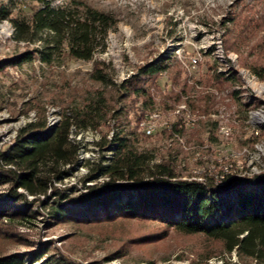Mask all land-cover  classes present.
I'll list each match as a JSON object with an SVG mask.
<instances>
[{
	"label": "rangeland",
	"instance_id": "1",
	"mask_svg": "<svg viewBox=\"0 0 264 264\" xmlns=\"http://www.w3.org/2000/svg\"><path fill=\"white\" fill-rule=\"evenodd\" d=\"M52 5L95 8L110 13L115 23L104 49L90 60L61 46L52 51L51 64L35 56L0 69V151L26 122L43 114L47 126L53 115L61 119L64 109L102 88L90 78L94 65L117 85L139 66L159 62L166 68L138 83L145 96L104 87L113 98L95 143L113 131L114 111L116 124L139 135V149L153 151V161H171L183 179L206 182L213 176L221 185L220 178L234 167L248 173L264 169V77L253 69L264 72V0H53ZM2 6L8 17L0 20V61L53 39L43 30L33 42L16 41L10 18L27 19L38 5L0 0ZM142 121L152 125L151 134L144 133ZM97 148L92 162L74 166L53 187L69 198L79 195L93 182L83 181L90 168L110 149ZM7 188L0 185L5 205L11 202ZM50 190L35 201L25 193L27 205L37 209L35 217L15 223L0 218V256L17 254L23 264H253L223 252L216 240L183 234L159 220L54 219L50 204L57 198ZM37 251L42 256L33 260Z\"/></svg>",
	"mask_w": 264,
	"mask_h": 264
},
{
	"label": "trees",
	"instance_id": "2",
	"mask_svg": "<svg viewBox=\"0 0 264 264\" xmlns=\"http://www.w3.org/2000/svg\"><path fill=\"white\" fill-rule=\"evenodd\" d=\"M30 1L38 6L29 18H10L13 38L18 42H33L36 33L45 30L53 39L43 48L23 50L1 60L0 69L32 61L35 56L51 64L52 51L61 46H65L71 56L82 60H90L96 50L104 49L107 32L115 23L110 13L91 7L71 10L52 5L53 0ZM7 17L6 7H0V20ZM165 68L166 65L159 62L141 65L136 74L116 85L107 72L94 65L90 78L102 88H96L93 95L64 109L60 121L49 132L44 131L43 114L20 127L9 146L0 151V185L8 186L6 193L11 198L6 205L0 203V218L15 223L35 217L37 209L27 205L25 193L34 195L35 201L39 195L46 196L51 188L49 195L57 198L50 204L49 213L54 219L85 222L139 217L159 220L183 234H201L216 240L223 252L235 253L244 262L264 264V169L248 173L234 167L227 175L221 174L222 185H216L213 176L206 182L183 179L171 161H153V151L139 149V135L116 124L114 111L110 115L114 117L111 137L104 134L97 141L99 149L109 147L113 154L108 163L96 161L90 168L83 181L93 182L84 184V190L72 198L64 189L53 187L54 181L60 180L78 163V145L68 138L70 127L98 131L106 124L109 100L113 97H107L104 87L113 85L117 93L131 91L145 96L146 91L138 83L143 76L155 75ZM253 69L260 78L264 77L263 69L260 71L255 66ZM99 177L104 179L97 181ZM18 188L23 191H17ZM41 256V251H37L33 260ZM23 262V257L17 254L0 256V264Z\"/></svg>",
	"mask_w": 264,
	"mask_h": 264
},
{
	"label": "bare ground",
	"instance_id": "3",
	"mask_svg": "<svg viewBox=\"0 0 264 264\" xmlns=\"http://www.w3.org/2000/svg\"><path fill=\"white\" fill-rule=\"evenodd\" d=\"M257 116V115H256ZM60 120L59 116H54L49 118L47 121L45 132H49ZM263 120V119H262ZM141 126L144 130L145 134H148V129L144 128L145 122L142 121ZM148 126H152L147 124ZM153 130V127H152ZM112 131H110L108 137L111 136ZM97 130H93L90 128L82 129L76 128L74 125L70 127L68 138L78 145V153H77V165L80 169L83 168V165L87 164L88 162H92L95 158L94 151L97 150V142L95 143ZM95 139V140H94ZM113 152L108 149L107 154L105 155L102 163H108ZM221 179V178H220Z\"/></svg>",
	"mask_w": 264,
	"mask_h": 264
},
{
	"label": "built area",
	"instance_id": "4",
	"mask_svg": "<svg viewBox=\"0 0 264 264\" xmlns=\"http://www.w3.org/2000/svg\"><path fill=\"white\" fill-rule=\"evenodd\" d=\"M193 62H195V59H193ZM144 128L148 129V134L152 133V126H148L147 123L144 124Z\"/></svg>",
	"mask_w": 264,
	"mask_h": 264
},
{
	"label": "water",
	"instance_id": "5",
	"mask_svg": "<svg viewBox=\"0 0 264 264\" xmlns=\"http://www.w3.org/2000/svg\"><path fill=\"white\" fill-rule=\"evenodd\" d=\"M224 181H221V185L223 184Z\"/></svg>",
	"mask_w": 264,
	"mask_h": 264
}]
</instances>
